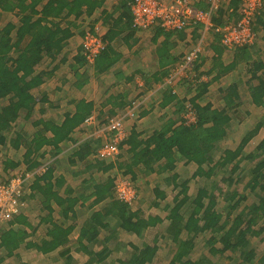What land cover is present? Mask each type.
<instances>
[{
  "label": "trees",
  "instance_id": "16d2710c",
  "mask_svg": "<svg viewBox=\"0 0 264 264\" xmlns=\"http://www.w3.org/2000/svg\"><path fill=\"white\" fill-rule=\"evenodd\" d=\"M203 1L199 0L201 3ZM41 2L42 0H0L2 13L17 10V25L8 23L0 29V162L5 161L2 163L5 170L8 167L17 168L23 165L25 174L34 173L30 174V183H33L22 189L19 201L32 200L37 194L40 212L43 211L40 223L47 228L42 239L30 240V235H34L36 227L32 226L21 211L13 214L0 228V263L5 258H14L18 261L17 264H27L21 260L22 253L16 252L22 247L23 251L32 250L36 255L44 257L58 251L53 259L57 264H79L75 255L86 256L83 264H264V251L258 252L255 242H252L258 238L263 241L264 234V137L252 151L243 153L251 139L264 128V117L258 119L252 127L241 129L242 133L238 131L236 123L231 124L232 116L229 111L234 113L231 109L234 106L231 104L240 99L236 79L223 88L226 93V107L214 109L210 104H198L208 89V82L204 81L205 71L200 70L204 61L211 63V69L216 72L215 80L235 70L238 64L247 67L252 65L247 72L250 74L248 86L252 103L255 106L264 103V63L253 60L264 54V49L261 50L256 44L259 37L264 43V0H261V9L253 14L252 43L226 47L220 43L221 34L212 32L214 39L208 52L204 57L197 53L189 68L192 72L188 71L172 80L173 85L169 84L167 88L164 86L163 105L176 100L174 88L177 84L182 87L184 85L188 89L187 92L192 93V97L184 96L175 102L176 118L169 119L146 140L131 132L119 145H128V151L133 154L135 162L142 163L148 172L162 173L166 177L164 180L167 186L173 183L171 203L160 204L166 200V191L156 186L153 189L155 199L149 206L159 209L161 215L145 210L142 202L132 208L135 201L129 205L118 200L114 192L116 176L107 175L105 182L95 186L96 197L91 206H97L106 199L110 200L83 222L76 243L70 240L76 224L65 226L63 219L54 221L52 205L59 208L62 218L66 215L65 218L74 219L76 209H73L77 199L61 201L57 190L51 185L48 168H37L40 166L38 161L44 159L41 150L69 139V134L74 128L92 112V106L79 102L75 113L67 115L62 125L42 123L41 129L33 137H29L18 125L16 131L14 123L16 125V121L21 117L26 120L32 117L37 103L33 91L38 89L54 70H47L48 64L57 61L65 63L62 53L68 39L76 33H83L79 32L83 26L82 21H87L95 8L102 6L104 0H47L38 10L36 7ZM229 2L228 8L232 9L231 12L228 8L219 10L212 19L214 25L232 21L225 17L230 18V15L236 13L241 0ZM130 3L128 0L119 3L122 13L115 19L111 14L103 13L108 16L107 22L113 24L105 37L100 38L105 46L94 60L96 72L101 73L109 69L119 58L110 41L129 28ZM196 6V9L202 11L209 7L207 5L206 8H201L200 4ZM127 7L129 12L126 11ZM106 23L103 21V24ZM197 25L203 27L201 24ZM88 29L92 31L91 27ZM90 31L85 32V35L92 34ZM130 33L126 37H130ZM155 41L156 39L153 40ZM167 45L162 46V54H159L160 67L174 61L164 53ZM202 46L204 44H201ZM223 53L229 55L231 60L230 64L225 66ZM76 64L81 65V61L77 59ZM175 64L176 61L166 71H159L146 78L147 88L152 84L162 83L164 78L168 79ZM74 73L78 78L76 69ZM4 100L7 103H4ZM186 106L194 110L196 122L185 123L183 113ZM113 116V112H110L108 119ZM237 132L240 133L239 142H232L233 145L237 144L235 148L220 150V142L230 135L235 139ZM48 133L50 137L47 136ZM7 145L17 151L24 148L22 161L17 165L2 153V149ZM81 148L85 149L84 153H89L90 142H85ZM177 162H183L185 166L195 165L196 171L192 179L181 180L176 173L168 176L175 169ZM112 168L113 164H110L104 167L103 171ZM129 171L128 168L127 172ZM28 187H31V190ZM59 188L57 185L56 189ZM163 212L166 214L162 217ZM160 227L163 229L160 230ZM148 230L155 231L151 240H144L141 245L124 243V234L141 238ZM111 241H114V245ZM163 241L168 248L161 253L160 246ZM96 244H101L98 251L93 250ZM114 254L118 257L114 258Z\"/></svg>",
  "mask_w": 264,
  "mask_h": 264
},
{
  "label": "crops",
  "instance_id": "0c3cea01",
  "mask_svg": "<svg viewBox=\"0 0 264 264\" xmlns=\"http://www.w3.org/2000/svg\"><path fill=\"white\" fill-rule=\"evenodd\" d=\"M122 1L127 2V0H104L102 6L96 7L87 21H82L83 26H81L79 32L83 33H76L73 37L68 39L66 46L64 47L62 54H64L65 63L57 61L50 65L48 64L47 70L50 71L54 68L52 74L38 89L33 91L34 96L37 98V103L32 117L28 120L21 117L18 122L16 121V125L14 123L16 131L18 125L21 127L22 131L29 135V137H33L35 133L41 129L42 123H49L55 126L62 125L67 115L71 116L75 113L76 106L79 102L90 104L92 106V112L85 117L80 125L74 128L69 134V139L53 146H46L41 150V153H44V159L38 161L40 166L37 168V170L45 167L46 169L48 168V171H50L51 185H53L55 191L57 190L59 197H61V201H69L70 198L77 199V204L75 203L76 206L73 209H76L74 219L71 217L65 218L66 215L62 218L59 208L52 205L54 211L52 217L54 221H60L63 219L65 220V226L76 224V227L70 236V240L75 241V243L78 238L79 228L83 222L91 215V213L96 210L98 211L102 204L110 200L106 199V201L99 203L97 206H91L96 197L94 192L95 186L105 182L108 177L107 175H110V177L115 175L116 178H125L131 181L137 190V204L142 202L144 208H146L145 210L148 212H155L157 214L161 213L159 209L151 208L149 206L155 199L153 189L156 186H159L166 191V200L160 202V204L163 205L164 203H171L172 201L171 189H173V183L167 186L164 180L166 177L162 173H150L146 167H143L142 163H136L134 156H132L133 154L128 151V145L119 147V153L108 159L98 158L96 156V150L103 142L110 140V134L107 131H103L110 112H113L115 116L116 114H122L128 110H132L134 115L125 120L124 128L127 136L131 132H135L137 135H141L143 140H146L154 131L159 130L169 119L176 118L175 102L181 100L184 96L187 98L192 97V93H188V89L184 85L182 87V85L178 86L177 84L174 88L176 91V100L170 104L163 105L165 87L170 86L169 84L173 85V83H167V79L164 78L162 83L159 82V84H152L150 88H147L145 85V79L152 77L153 74L158 73L159 71H166L170 68L172 63L175 61L176 63L182 61L185 54L201 46L199 45V39L202 37L203 30L200 25H195L186 31L164 32L158 28V26H153L144 30H136L132 27V17L127 7L126 11L129 12V28L119 33L118 36H115L110 41V45L115 50V54H119V58L115 60V63L109 69L101 73L96 72L94 70L95 61L89 66L82 57L84 51L82 45L83 36L85 35V32L90 31L88 28L91 27L92 31L90 32L93 35L98 36L101 39L105 37L108 29L112 28L111 26L113 23L107 22L108 16L103 15V13L107 15L111 14L114 19L117 18L122 13L121 8H119V3ZM128 1L129 3L131 2V0ZM162 1L169 2L171 0ZM188 1H194L193 3L191 2V4L195 8H197L196 5L198 4L202 6L201 8H206L208 5V0H204L202 3L199 2V0ZM46 2L47 0H42L41 4L36 8L39 10ZM222 2L224 4L226 3V7L221 5ZM229 5V0H221L220 7L218 10L212 12V15H217L221 9L226 10ZM207 9L208 7L206 10ZM228 10L231 12L232 9L228 8ZM238 10L239 7L235 11V14L230 15V18L225 17V19L232 21L236 20L238 18ZM16 11V9L8 13H2L0 11V29L8 23L14 26L17 25ZM103 21L107 23L103 24ZM158 31H160V33ZM129 32H131V36L126 37ZM13 35L14 32L12 33V36ZM194 35H196V37ZM154 39H156L155 42H153ZM213 39L214 36L212 37L209 32L206 39L208 42L201 47L199 52L201 57H204L208 52V48ZM164 44H168L167 50L164 52L165 55L173 58L174 61L164 67H160L159 61L161 58L159 57V54H162V46ZM256 44L258 47H261V50L264 49L262 47L264 46V43L260 37L257 39ZM225 57H227V59ZM77 59L81 61V65L76 64ZM222 60H226V62H223L224 66L230 64L231 61L230 56L225 55V53H223ZM253 60L254 62L260 61L261 63H264V54L262 53L260 56L253 58ZM210 64L211 63L208 61H204L200 69L201 71H205L202 73L204 74V81L208 82V89L206 95H204L200 102L198 101V104L201 106L210 104L214 109L226 107L224 100V95L226 93L223 88L228 86L230 82H233L234 79L238 80L240 99L239 101L232 102L231 105L234 107L231 109L234 110V113L229 111V114L232 116L231 124L236 123L238 131L242 133L243 131H241V129L244 130L246 126L252 127L258 119L264 117V103L261 106H255L252 103L250 95V87L248 86L250 74H247V72L252 65L247 67L243 64H238L234 68L235 70L229 71L220 79L215 80L214 77L216 72L214 69H211ZM74 69L77 70L79 75L78 78L75 76ZM189 72H192V70L190 69ZM209 72H211L210 75ZM175 82L177 81H174V83ZM4 103H7L6 100H4ZM89 116L95 117V127H98L97 132H102L101 134L94 136L93 131L96 129L94 126L92 127L94 128L93 131H89L90 133L87 132V128H90V126H85V120ZM39 120H42L43 122H38ZM238 122H240L241 125ZM103 133L106 135L104 136ZM239 135L240 133L237 132L235 139L232 135L226 137V139L218 145L219 149L222 151L226 148L234 149L237 144L233 145L232 142H235L234 140L239 142ZM47 136L50 137V133H48ZM263 137L264 128L251 139L243 153L245 154L252 151ZM7 142L9 144V139ZM85 142H90L89 153H84L85 149L81 148ZM2 150L4 156H7V159H10L13 164L17 165V163H20V160L22 161L21 158L24 154L23 147L17 151V149L7 145ZM3 162L5 161L1 160L0 166L4 173L13 172L23 168V165H20L17 168L8 167L5 170L2 166ZM110 164H113L112 170L103 171V168ZM10 165L11 164H9V166ZM128 168L130 169L129 172H127ZM195 171V165L190 164L185 166L183 162H177L175 169L169 173L168 176L176 173L181 180L182 178L192 179ZM32 183L33 182H31L30 185ZM57 185L60 186L59 189H56ZM28 189L31 190V187H28ZM93 192L94 195L92 194ZM82 195L83 198L81 199ZM26 202H32L35 206V210H38V213L34 215V218L28 215L27 212H23L21 209L18 210L28 218L33 227H36L34 235H30V240L42 239L45 236L47 227L40 223V218L43 216V213L41 212L43 211L40 212L39 196L36 194L32 200ZM20 203L23 204L21 200ZM133 205L132 208H135L136 206ZM148 206L149 208H147ZM165 214L166 213L163 212L162 217ZM1 227L2 226H0V228ZM148 231H146L141 238L134 235L124 234L123 236L136 239V243L131 240L125 241L124 239V243L128 244L131 242L135 245H141ZM153 233L152 238L155 236V231H153ZM119 237L120 234L118 238ZM110 243L114 245V241H111ZM21 248L16 252L17 254L22 253V262H27V264H38V262H34L35 260H38L42 264H57L53 259L56 258L55 255H57L58 251L44 257L36 255L32 250L23 251ZM100 248L101 244L93 246V250L95 251H98ZM0 256H2V252L0 253ZM75 257L78 258L79 264H83V261L86 259V256L84 255H75ZM17 262L18 261L14 258H5L0 264H17Z\"/></svg>",
  "mask_w": 264,
  "mask_h": 264
},
{
  "label": "built area",
  "instance_id": "2783aa9c",
  "mask_svg": "<svg viewBox=\"0 0 264 264\" xmlns=\"http://www.w3.org/2000/svg\"><path fill=\"white\" fill-rule=\"evenodd\" d=\"M221 0H208L206 11L196 9L188 0H171L163 2L160 0H132L130 12L132 27L136 30H144L158 26L164 32L186 31L197 24H201L202 37L199 45L209 32L221 34L220 43L226 47H234L251 44L254 39L252 26L254 13L261 9V0H241L238 10V19L227 21L222 25H213L211 22L212 12L218 10ZM83 57L87 64H93L96 56L104 48L100 37L86 34L83 38ZM199 53V48L188 52L184 59L174 65L171 69L167 83H171L177 77L183 76L189 71L190 65ZM132 110L116 114L108 119L104 131L110 134V140L103 142L96 150V156L101 159H108L119 153V145L126 139L127 133L124 128L125 120L133 117ZM185 123L196 122L194 110L186 106L183 113ZM94 116L85 120V126H94ZM43 170V168L41 169ZM30 174L15 176L0 185V222H4L17 213V205L22 189L25 187L26 179ZM114 192L118 200L131 204L135 201L136 192L128 179L116 178Z\"/></svg>",
  "mask_w": 264,
  "mask_h": 264
},
{
  "label": "rangeland",
  "instance_id": "374dc122",
  "mask_svg": "<svg viewBox=\"0 0 264 264\" xmlns=\"http://www.w3.org/2000/svg\"><path fill=\"white\" fill-rule=\"evenodd\" d=\"M226 1H228V0H226ZM192 3L194 2V1H191ZM226 4V3H225ZM225 4L222 2V6H224V7H226L225 6ZM208 34V33H207ZM210 34H211V36L213 37V33L212 32H210ZM206 39H207V35L205 36V38H204V40L201 42V44H205V43H207L208 41H206ZM199 48V52H200V49H201V46L200 47H198ZM195 49H197V48H195ZM194 49V50H195ZM193 51V50H192ZM95 125L96 124H94V128H96L95 130H96V132H95V130L93 131V129L94 128H92L93 126H90V128H87L88 130H87V132L88 133H90L89 131H93V134H94V136H96V135H99V134H101L102 132H97V128L98 127H95ZM92 128V129H91ZM104 128H105V126H104ZM103 131H104V129H103ZM104 134V136L106 135L105 133H103ZM102 137V136H101ZM248 149V148H247ZM14 175H17V176H23V177H25V173L23 172V169H18V170H16V171H13V172H8V173H4L3 172V170H2V167L0 166V185L1 184H6V182H8V180H10L11 178H14L15 176ZM32 180V176L30 177V175H29V177L26 179V182H25V185L24 186H28L29 185V183H30V181ZM131 182V181H130ZM131 184H132V186H133V188H134V190H135V192H137V190H136V188H135V186L133 185V183L131 182ZM136 200L138 201V197H136ZM135 200V202H134V205L135 204H137V201ZM23 204H21L20 203V201H18V205H17V211L18 210H23V212H27L28 213V215H30L32 218H34V215L35 214H37L38 213V210H35V206H34V204L32 203V202H26V201H24V202H22ZM133 205V206H134ZM136 206V205H135ZM5 222V221H4ZM5 223H0V226H3ZM163 229V227H160V230H162ZM153 230H149L147 233H146V235H145V238H144V240H151L152 239V237H153ZM262 238H263V241H260L259 240V238L258 239H255V241L253 240L252 242H255V244H256V250L258 251V252H260V251H264V234H262ZM124 239H125V241L126 240H131V241H133L134 243H136V239L135 238H128V237H126V236H124ZM140 241V240H139ZM161 253H163L162 251H165L168 247H167V245L164 243V241L161 243ZM161 253L159 254V255H161ZM116 256H117V254H114V258H116ZM82 261V260H81ZM34 262H38V264H40L41 262H39L38 260L36 261H34ZM42 264V263H41Z\"/></svg>",
  "mask_w": 264,
  "mask_h": 264
},
{
  "label": "clouds",
  "instance_id": "9594fccd",
  "mask_svg": "<svg viewBox=\"0 0 264 264\" xmlns=\"http://www.w3.org/2000/svg\"><path fill=\"white\" fill-rule=\"evenodd\" d=\"M237 19H238V18H237ZM237 19H236V20H237ZM233 21H235V20H233Z\"/></svg>",
  "mask_w": 264,
  "mask_h": 264
}]
</instances>
